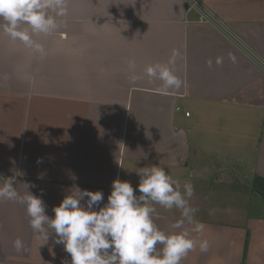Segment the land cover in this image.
<instances>
[{"label":"crops","instance_id":"obj_1","mask_svg":"<svg viewBox=\"0 0 264 264\" xmlns=\"http://www.w3.org/2000/svg\"><path fill=\"white\" fill-rule=\"evenodd\" d=\"M197 1L213 24L187 0H68L58 30L33 37L45 55L0 29V175H17L21 193L35 185L53 217L73 186L101 191L102 207L113 180L139 195L137 171L159 165L194 185L190 204L206 226L208 251L197 245L181 264H264V210L212 203L218 190L243 199L228 187L244 177L264 179V0ZM173 49L183 85L160 94L144 69ZM154 206V222L171 231L180 211ZM38 244L25 208L0 200V264L70 260L63 245Z\"/></svg>","mask_w":264,"mask_h":264},{"label":"clouds","instance_id":"obj_2","mask_svg":"<svg viewBox=\"0 0 264 264\" xmlns=\"http://www.w3.org/2000/svg\"><path fill=\"white\" fill-rule=\"evenodd\" d=\"M67 14L68 0H0V29L11 41H19L25 48L45 55L44 45L33 37L58 30V18ZM179 55L173 49L166 63L149 64L144 69L147 77L162 82L157 89L160 94L183 85L174 70ZM128 63L129 68H135L134 60ZM221 63L222 59L217 58L216 64ZM208 67H212L211 60ZM129 79L135 82L139 77L133 74ZM140 169V194H134L129 181L117 178L102 207L101 191L73 186L53 207L54 216L49 217L42 198L28 190L35 185L23 183L27 191L17 190V175H0V200L25 208L38 246L44 247L50 241L53 246L63 245L70 260H62L61 264H181L197 245L201 252H207L209 242L203 238L206 226L195 218L198 209L190 204L194 185L190 181L181 185L159 165ZM154 205L180 211V219L172 224L171 231L161 230L154 222L153 217L159 215ZM13 243L17 252L27 250L20 238Z\"/></svg>","mask_w":264,"mask_h":264},{"label":"rangeland","instance_id":"obj_3","mask_svg":"<svg viewBox=\"0 0 264 264\" xmlns=\"http://www.w3.org/2000/svg\"><path fill=\"white\" fill-rule=\"evenodd\" d=\"M231 186V185H229ZM252 185L248 184L247 178L244 177V179L242 180L240 186H231L228 187L229 189H231L232 191H236L239 193H242V197L238 198L236 197L234 194H227L224 193L225 191L223 190H214V191H219L221 194L218 195L219 192L216 193V196L213 197L212 203H213V207L215 206V208H220L223 207L226 210L230 211H239L238 209L243 208V204L245 205H249L250 207V213L252 214H257L256 216L260 215L263 213V204H264V200L262 198H257L254 194V192H252L251 187ZM224 193V194H223ZM221 218H225V216H220ZM230 218V217H229ZM228 219V218H227Z\"/></svg>","mask_w":264,"mask_h":264},{"label":"built area","instance_id":"obj_4","mask_svg":"<svg viewBox=\"0 0 264 264\" xmlns=\"http://www.w3.org/2000/svg\"><path fill=\"white\" fill-rule=\"evenodd\" d=\"M187 11H195L197 14V21L206 24H213V17H210L203 8L200 6L197 0H187ZM185 116H189V113L186 112Z\"/></svg>","mask_w":264,"mask_h":264},{"label":"trees","instance_id":"obj_5","mask_svg":"<svg viewBox=\"0 0 264 264\" xmlns=\"http://www.w3.org/2000/svg\"><path fill=\"white\" fill-rule=\"evenodd\" d=\"M252 189L264 200V179L256 176L253 179Z\"/></svg>","mask_w":264,"mask_h":264}]
</instances>
